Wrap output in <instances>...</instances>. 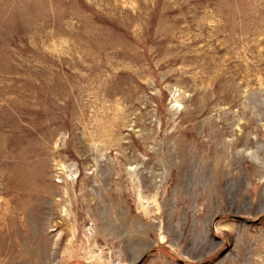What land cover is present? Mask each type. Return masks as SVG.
<instances>
[{
  "label": "rangeland",
  "instance_id": "rangeland-1",
  "mask_svg": "<svg viewBox=\"0 0 264 264\" xmlns=\"http://www.w3.org/2000/svg\"><path fill=\"white\" fill-rule=\"evenodd\" d=\"M263 214L264 0H0V264H264Z\"/></svg>",
  "mask_w": 264,
  "mask_h": 264
},
{
  "label": "trees",
  "instance_id": "trees-1",
  "mask_svg": "<svg viewBox=\"0 0 264 264\" xmlns=\"http://www.w3.org/2000/svg\"><path fill=\"white\" fill-rule=\"evenodd\" d=\"M259 220L262 222L264 220V214L259 217Z\"/></svg>",
  "mask_w": 264,
  "mask_h": 264
},
{
  "label": "bare ground",
  "instance_id": "bare-ground-1",
  "mask_svg": "<svg viewBox=\"0 0 264 264\" xmlns=\"http://www.w3.org/2000/svg\"><path fill=\"white\" fill-rule=\"evenodd\" d=\"M7 230V229H6ZM10 233V232H9ZM10 235V234H9ZM8 235V236H9ZM6 236V235H5ZM11 237V236H10ZM13 238V237H12ZM6 241H8V240H6ZM10 241V240H9ZM7 244V243H6ZM9 244V243H8ZM3 246V245H2ZM19 247V246H18ZM24 249V248H23ZM12 250H13V248H12ZM16 250V249H15ZM28 254V253H27ZM19 255V254H18ZM14 256V255H13ZM8 261V260H7ZM19 262V261H18ZM7 263V262H6ZM13 263V262H12ZM8 264V263H7Z\"/></svg>",
  "mask_w": 264,
  "mask_h": 264
},
{
  "label": "water",
  "instance_id": "water-1",
  "mask_svg": "<svg viewBox=\"0 0 264 264\" xmlns=\"http://www.w3.org/2000/svg\"><path fill=\"white\" fill-rule=\"evenodd\" d=\"M142 257H143V256H142ZM142 257L140 258V260H139L138 262H141Z\"/></svg>",
  "mask_w": 264,
  "mask_h": 264
}]
</instances>
